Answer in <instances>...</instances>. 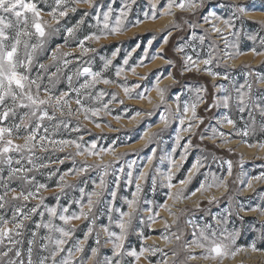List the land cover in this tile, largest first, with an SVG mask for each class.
I'll return each mask as SVG.
<instances>
[{
    "label": "rangeland",
    "instance_id": "1",
    "mask_svg": "<svg viewBox=\"0 0 264 264\" xmlns=\"http://www.w3.org/2000/svg\"><path fill=\"white\" fill-rule=\"evenodd\" d=\"M32 2L36 3L41 10L42 19L49 22L51 28L59 27L60 31L47 36L44 47L38 49L35 53L33 63L27 72L30 79H34L39 73L43 77L41 81V87L43 88L48 83V76L55 72L56 66L59 65L62 69L57 74L60 79L52 91L57 95L61 92H69L70 95L66 99L72 101L70 105L72 110H76L79 106L74 102L76 93L72 88H69L67 76L73 75L78 67L89 66L93 71H101L102 78L117 81V83L108 85L98 83L91 89L82 90V92L91 93L90 97H81L86 106L99 107L110 99V94L112 93L117 95L118 101H123L122 104L118 102L111 103L109 105L110 113L105 114L102 112L99 117L92 118V120L101 124L100 128H97L91 120H86L82 113L71 117H61L59 112L56 113L58 119L70 121L68 128L61 126L53 129L52 125L55 122L50 121H44L43 126L49 128L48 135L51 139H76L83 136L81 143L90 144L96 141L98 147L108 148L115 146L116 156H123L122 160L116 162L117 168L125 165L126 173L129 169L126 167L125 162L135 161L131 169L134 181L139 173L145 172L146 178L139 181L142 188V192L139 195V210L125 241V248L139 252L142 247H156L162 251L154 254L146 252L139 261H135L132 257L124 256L122 264H162L163 261H166L167 264H199L196 260H203L208 264H264V215L261 214V211H249L252 208L264 210V180L257 181L253 179V177L264 174V148L260 147V145H264V129L260 127V122L264 118H261L257 111L255 113V126L251 128L247 136H243L237 133L245 129L246 122H248L247 112H245L244 118L241 119V114L234 107L230 109L213 107L216 98L225 94L218 90L217 87H214V85H225L229 88L231 94L235 96L236 93L232 90V85L239 86L248 80L253 82L252 95L254 97L258 93H264V84L255 82L257 76H264V55L255 54V52H264V0H239L238 2H232L231 0H204L203 8L191 11H181L180 9L175 11L177 7L174 6L171 9L172 15L174 14L171 21L172 15L159 16V10L165 6L166 0H155L159 18L154 21L151 19L144 20V13L151 12V5L154 0H136L125 21L127 31L123 34L109 36L107 39H101L99 42L86 41V47L96 49L95 52L87 54L81 53L78 43L85 36L98 31L92 15L84 17V24L77 29L73 36H68L65 29L74 27L85 12L94 15V9L88 8L85 4L75 5L77 11L75 13L69 12L66 17L60 18L59 24H56L52 17L47 15L55 7L54 0H32ZM109 2L110 0H95L97 4L102 3L104 8L107 7ZM180 2L181 0H176L177 4ZM232 4L246 5L250 9L248 15H244L241 19L235 21L234 29L226 30L222 23L215 20L211 23H204L203 16L210 10L216 11L222 18H229L232 12L229 6ZM112 7L114 9L122 7L121 0H115ZM101 10L103 11L104 9ZM116 15H118V12L114 11L113 17ZM5 16L9 19H15L8 16V14H5ZM136 19L144 20V22L138 27H132L129 22H134ZM174 23L179 26L172 28ZM212 24L221 28L223 36L228 37L229 46L227 49L221 33L212 31ZM192 25H195V27H192ZM45 27L46 31H51V28L47 25ZM169 29H171V35L168 36V43L163 44V38ZM5 31L10 36H14L16 29L13 27ZM232 31H235L237 35L233 36L231 34ZM193 36L196 38L194 39ZM201 36L204 37L203 44L199 40ZM22 39H28L30 44L37 42L35 36ZM149 40H152L150 47L148 45ZM6 43L10 45L11 41ZM181 46L184 47V51H177V48ZM58 47L61 53H70L64 59H69L73 62L66 68L61 61L51 60L52 53ZM145 48L148 49L146 55ZM116 49H119V51L116 53L112 65L109 69L103 70L101 57L112 58ZM226 50L233 54L236 52L243 54L235 58L226 57ZM209 52L214 57L211 65L206 66L201 63L199 64V71L195 68L191 72L183 71L185 65L184 57L186 55L192 56L194 60H203L208 57ZM154 55L163 56L173 63L167 64L165 59H152ZM18 57L20 59L24 58L23 44L19 47ZM125 58H128V65H123ZM141 61H143L145 66L136 67L135 73L127 70L130 66L136 65ZM41 63L46 65L47 72L39 68ZM116 66H123L126 69L125 73L119 78L115 76L114 70ZM205 68H210L213 72L220 75L214 79L205 71ZM19 71L24 72L25 69L21 68ZM158 75L161 76L159 87L167 89L165 94L167 103L163 105L160 104L159 96L155 90H151L146 94L151 99V103H149L148 99H129L125 96L122 88L119 87L120 84L125 83L128 86L141 85V88L132 91L131 95L135 96L144 88H154ZM224 75H227L229 80L223 79ZM140 77H146V79H140ZM85 79L86 77L84 76H73V87L78 88L80 84L84 83ZM190 89L192 91H189ZM196 89H203L200 92V96L203 98L202 102L199 103L196 109L197 117L202 118L203 123H199V120H197L195 123L198 124V127L194 128L192 132H181L179 121L174 118L175 114H177V105L174 102V97L176 95L180 96L179 104L182 109L185 103L191 104L194 101ZM33 91H35L34 86ZM100 91L105 92L106 95L102 100L96 101L94 97ZM41 98H43L42 91ZM6 104L11 106L10 98H6ZM157 105H160V107L157 108ZM165 107L171 109L173 116L170 117L171 123L169 127L162 131L163 125L159 123V116ZM25 111L27 110L16 108L15 115L10 113L6 120L0 122V126L12 127L14 124H18L21 115ZM51 111L52 109H49V112ZM137 111L142 114L133 120L132 117ZM147 113L152 114L147 115ZM225 114L235 121V127L220 122ZM117 116L120 117L119 120L115 119ZM190 116L191 113H189ZM187 123L188 121H186L185 126H187ZM77 125L80 126V131H71V128ZM213 128L226 135L222 138L217 136L215 139L206 138L202 140L200 138L201 135L211 137ZM28 130L30 131L31 128ZM24 131L21 128L19 134L23 135ZM148 131L151 133L162 131V134L155 142L150 144L145 142L142 145L144 141L142 139L143 134ZM177 133L181 136L179 145L176 144L175 140ZM16 135L17 133L14 129V144H23V139H17ZM39 135H44L43 128H41ZM189 139L191 140V146L187 157L185 160H181L180 157L184 151L183 145ZM45 143L47 142L45 141ZM236 143L239 146L244 145L249 151L246 153L241 152ZM250 144L255 146L250 147ZM153 148L156 149L154 156L152 154ZM174 148L175 151H173ZM75 151L74 147L66 148L63 152L54 150L52 147H49L48 151H40L39 148L34 150V163L36 165L44 163L48 167H37L33 171L19 175H27L29 178H34L33 184L23 185L25 189L34 191L39 184L47 186V190L42 189L39 194L43 198V204H41L39 198H30L28 201H11L12 194L10 193L6 197L9 204L4 209H0V215H3L5 219L11 220L13 214L11 205L13 204L25 205L24 211L40 205L38 212L44 211V206L57 207L59 212L62 207L70 205L67 214L78 213L79 206L73 202L80 198L81 194L78 189L66 188L64 190L66 194H62L58 188L60 183L59 176L73 168L71 159H65L63 164L58 163V160L64 159L69 153H74ZM10 155L16 159L20 158L18 153H10ZM149 156H152L151 164L148 163ZM197 158L202 160L203 167H200L199 171L193 174L190 183L186 186L180 185L179 182L187 178ZM85 160H87L88 164L98 163L96 157L85 158L78 156L75 158L76 166L83 164ZM172 160L176 162V167H173ZM103 161L105 163L114 162V157L110 154H105L103 155ZM228 161L232 163L231 175L228 174ZM21 163L26 168H32V165L28 164L27 159L22 160ZM12 167H20V165L13 163ZM170 168L173 172L172 183L177 185V187L169 190L165 187L167 181L164 176ZM52 172L56 174L50 177L49 174ZM0 176L3 177V182L9 184L10 188L19 189L22 186L23 182L19 179L8 180L7 167L0 173ZM213 177L223 179L226 187L216 188L213 186L205 191H200L201 184H213ZM153 178L157 182L155 189L152 186ZM65 180L68 184L84 187L87 193L93 190V181L99 182V174L96 171H89L81 176L67 175ZM105 180L108 184V190H111L114 176L110 174L105 177ZM124 180L125 177L121 176L114 207L127 211V204L124 201L125 198H132V193L135 191V182L131 185H126ZM248 183H252L253 187L248 188ZM181 189L183 194L180 198L169 199L167 195L169 191L175 197V193L181 191ZM3 191L4 189L0 187V193ZM193 192L198 195L197 201L194 200L195 195H192ZM57 196H59V201L56 199ZM184 197H190L187 199V201L191 199L190 204H184L183 207L177 208L181 202L186 201ZM103 199L108 200L110 197L105 194ZM83 202H87L86 195L83 198ZM165 204L167 208L162 207ZM145 209H152V212L159 213L157 222L149 224L148 217L152 215V212ZM101 210L102 206L97 205L95 211L99 212ZM103 210L106 211V209ZM229 212L231 215H229ZM112 215L113 220L119 218V213L115 211ZM169 216H173L174 219H170ZM221 218L226 219L227 224H217V219ZM44 219H48L46 213ZM39 220L40 216L35 214L31 220L25 221L26 228L22 246L24 249L27 248V240L30 238L35 222ZM54 223L62 224L59 220H54ZM165 223L169 226L168 228H166ZM107 224L106 215L100 216L96 221L97 229L99 225ZM193 225L196 226L195 229ZM205 225H211L217 232L224 227H227L229 231L233 229L239 230L240 235L237 237L234 247L242 250L234 257H225L223 260L188 259L189 255L199 257L204 252L203 249L191 246L185 247V245L186 242L194 239L193 232H198V229ZM8 226L11 227L12 225L9 224ZM70 227L75 231L65 248L72 247L77 240H83L89 227V220H74ZM111 230L119 232L115 224L111 225ZM45 232L46 230L44 229L40 230L41 235H44ZM141 233L143 234L142 236L140 235ZM173 233L182 234L181 239L177 241L172 236ZM164 235H169L171 241H165ZM106 239L107 237L101 233L102 246L98 256L100 259L112 254L111 245L104 244ZM253 244L258 249L255 252L251 250ZM5 246H7V241ZM93 247H96L94 234L84 243V251L74 256V261H84L87 264L91 257V248ZM61 255H64V253H61ZM92 264H95L94 260Z\"/></svg>",
    "mask_w": 264,
    "mask_h": 264
},
{
    "label": "snow or ice",
    "instance_id": "2",
    "mask_svg": "<svg viewBox=\"0 0 264 264\" xmlns=\"http://www.w3.org/2000/svg\"><path fill=\"white\" fill-rule=\"evenodd\" d=\"M115 3V0H110L107 7L104 8V5L95 3V0H54L55 7L52 8L47 15L51 16L53 21L56 24L60 23V18L66 17L69 12L75 13L77 8L75 5L85 4L90 9H94V15L92 13L85 12L82 18L77 22L74 27L66 28L65 31L68 36H73L77 29L84 24V17L92 15V18L95 20V26L98 31L91 33L80 40L78 46L82 54H87L89 52H95L96 49L86 47V41L99 42L101 39H107L109 36H115L123 34L127 31V26L125 21L129 15V12L132 9V5L136 3V0H121L122 7L119 9H114L112 5ZM179 8L181 11H191L194 9H200L204 7V0H181L180 3H176V0H166V4L163 8L159 10V16L163 15H172L171 9L173 7ZM232 10L231 16L229 18H222L217 14L216 11L210 10L204 16V23H211L213 20L219 21L224 25L226 30H232L235 27V21L241 19L242 16L248 15L250 9L246 5L242 4H232L229 6ZM101 9H104L103 11ZM118 12V15L113 17V12ZM157 4L154 2L151 5V12L144 13V20H156L158 17L157 14ZM5 14H8L10 17L15 19L6 18ZM30 14V16H29ZM144 20L136 19L134 22H129L132 27H138ZM111 21V23H110ZM51 28V24L42 19V12L37 7V4L32 2V0H0V122L6 120L9 117V114L15 115L16 108L26 109L20 118L18 124H14L12 127L0 126V173L5 170L7 167L8 170V180L19 179L21 180L22 186L19 189L10 188L7 182H3V177L0 176V187L4 189L0 193V209H4L6 205L9 204V201L6 199L11 195V201H28L31 199L39 198L41 204H43V198L40 197V191L47 190L45 184H39L35 187V190L25 189L23 185L33 184L34 178H29L27 175H19L22 173H27L38 168H46L47 164L40 163L36 165L34 163V155L37 148L40 151H48L49 147H52L54 150L65 151L66 148L74 147L76 151L74 153H69L68 156L64 159H59L58 163L63 164L65 159H71L73 161V168L68 172L59 176L60 183L58 188L62 194L66 188L78 189L80 192V198L73 201L79 206V212H73L72 214H67L69 212V206H64L58 212L57 207H48L44 206V211H39L40 205H36L24 211L25 205L20 204L11 205L12 207V218L11 220L5 219L3 215H0V264H85L84 261L76 262L74 261V256L77 253H82L84 251V243L89 239L90 236H93L95 239L96 247L91 248V257L87 264H92V261H95V264H122V259L124 256L132 257L135 261H139L146 252L156 253L161 252L160 248H144L142 247L139 252L133 249L125 248V241L129 235V231L132 227L133 220L136 218L138 212L139 195L142 192L141 185L139 181L146 178L145 172L139 173V175L133 180V173L131 169L133 168L135 161L125 162L126 167L129 169L125 173V165L116 167V162H119L123 159V156H116L115 146L103 148L98 147L97 142L93 141L90 144L81 143L83 141V136H80L76 139H51L48 135L49 128L43 126L44 121L55 122L52 125L53 129L59 128L61 126L68 128L70 121L58 119L56 113L59 112L61 117H71L78 114H83L86 120H91L97 128L101 127V124L95 120H92L93 117H99L103 112L105 114L110 113L111 109L109 105L113 102L123 103L122 100H117V95L115 93L110 94V99L103 103L99 107H90L86 106L81 97L82 96H91L90 92H82L85 89H91L95 84L103 83L105 85L117 83V81L102 78L101 71H93L91 67L84 66L78 67L73 75L67 76V82L69 88L76 93L75 103L79 106L76 110H72L71 100L66 99L69 97V92H61L58 95L54 94L52 89L59 82L60 77L57 75L62 71L59 65L56 66V71L52 72L48 76V83L43 88L41 87V81L43 77L38 73L34 79H30L27 74L28 69L33 63L34 55L38 49H42L46 43V38L49 35H52L60 31L59 27L51 28V31H46V27ZM178 24H173L172 28L178 27ZM15 27V35L10 36L5 30L12 29ZM195 27V25H192ZM34 30V31H32ZM212 31L216 33H221L222 38L224 39L226 49L229 46V40L227 36H223L221 28L217 27L215 24H212ZM233 36L237 35L235 31H232ZM171 35V29L167 31L163 38V44L168 43V36ZM37 38L35 44H30L28 39H22L24 37ZM195 39L196 37L193 36ZM154 39V37H153ZM201 44L204 42V37H199ZM11 41L10 45L6 43ZM23 44L24 47V58L20 59L18 57V50L20 45ZM152 44V40L148 41L149 47ZM139 47V45H137ZM10 48V50H9ZM119 49H116V52H113L112 58L101 57L103 60V70L109 69L113 63L116 53ZM145 55L148 52V49L145 48ZM177 51L183 52L184 47L181 46L177 48ZM255 51V50H253ZM243 53L236 52L235 54L225 51L226 57L235 58L236 56L242 55ZM256 55H264V52H255ZM70 53H61L60 48L58 47L51 55V60L61 61L63 66L66 68L73 61L69 59H64V57L69 56ZM152 59H165V63L172 64L173 62L167 60L163 56H153ZM213 55L209 52L208 57L203 60H194L192 56L186 55L184 57L185 65L183 71H193L195 68L199 71V64L211 65L213 63ZM128 58L123 60V65H128ZM145 66L143 61L136 65L130 66L127 70L135 73L136 67ZM25 69L24 72L19 71V69ZM39 68L47 72V67L45 64H40ZM115 76L121 77L126 69L123 66L115 67ZM205 71L216 78L219 76V73L213 72L210 68H205ZM251 75V73H249ZM73 76H84L86 77L84 83L80 84L78 88L73 87ZM90 78V79H87ZM169 78H171L169 76ZM225 80H229L227 75L222 77ZM140 79H146V77H140ZM161 76L156 77V83L154 88H144L141 92H138L135 96H132L131 93L134 89L141 88V85L134 84L128 86L125 84H120L119 87L122 88L125 96L129 99H148L151 103V99L146 95L149 91L155 90L159 96L160 104H166L165 94L167 92L166 88H160ZM256 83L264 84V76H257ZM33 86L35 91H33ZM218 90L224 92L223 96L217 97L213 107H223L224 109H230L234 107L240 114L241 119L244 118L245 112H247L248 122H246L245 129L238 132L237 134L247 136L252 127L256 124V115L258 111L259 116L264 118V93H258L257 96H253V82L246 80L245 83L240 84L239 86L232 85V90L236 93L235 96L231 94L229 88L221 84L219 86L214 85ZM41 91L43 92V98H41ZM189 91H192L191 89ZM196 97L194 101L189 104L185 103L181 109L179 101L180 96L176 95L174 97V102L177 105L176 113L174 118L179 121L181 126V132H192V130L198 127V124L195 121L199 120V123H203V119L197 117L196 109L199 103L202 102V97L200 92L203 89H196ZM106 95L105 92L100 91L98 95L94 97L96 101L102 100ZM6 98H10L11 106L6 104ZM157 108L160 105L156 106ZM49 109H52L49 112ZM67 109V111H65ZM189 113L191 116L189 117ZM142 113L137 111L132 119H136L137 116H140ZM152 113H147L151 115ZM173 114L171 109L168 107L164 108V111L159 116V123L163 125V129H167L171 123L170 117ZM116 120H119L120 117H115ZM186 121H188L187 126H185ZM221 123H226L232 127H235V121L225 114ZM110 127V125H109ZM151 127V126H150ZM260 127L264 129V119L260 122ZM23 128L24 134L20 135V129ZM31 128L29 131L28 129ZM41 128H43L44 135H39ZM14 129L17 133V139H23V144H14L13 142V132ZM71 131L79 132L80 126L77 125L71 128ZM161 132L151 133L150 131L143 134L142 139L146 141V144L153 143L159 138L162 134ZM226 134L223 132H218L217 129H212V136L205 137L201 135V139H215L217 136L224 137ZM181 136L177 133L175 140L176 144L179 145ZM45 141L47 143H45ZM226 142V141H225ZM191 146V140L189 139L183 145V153L180 157L181 160H185ZM254 147L255 145H249ZM264 148V145H260ZM175 151V148L173 149ZM156 149H152L153 156L155 155ZM10 153L20 154V158L16 159ZM110 154L114 157V162L105 163L103 161V155ZM82 156L85 158L96 157L98 163L88 164L87 160L78 167L75 164V158ZM27 159L28 164L32 165V168H26L22 165L21 161ZM38 159V158H37ZM171 159V158H170ZM152 156L148 157V163L151 164ZM13 163L20 165V167H12ZM173 167H176V162L172 160ZM200 167H203L202 160L197 158L195 163L192 165V169L189 171L186 179H183L179 182L180 185L186 186L190 183L192 176L195 172H198ZM228 174L231 175L232 163L231 161L227 162ZM89 171H96L99 174V182L93 181L94 188L90 192H85L84 187H79L77 185L68 184L65 180L67 175L81 176ZM55 172L50 173V177L55 175ZM114 176L112 181L113 188L108 190V184L105 180V177L109 175ZM121 176L125 177L124 183L126 185H131L135 182V191L132 193V198H125V203L127 204V211H123L120 208H115V201L117 200L118 189L120 187ZM164 179L167 181L165 187L169 190L177 187L172 183L173 172L170 168ZM254 180L260 181L264 180V174L260 176L253 177ZM156 179H152L153 189L156 187ZM215 186L216 188L226 187L223 179H217L213 177V184H201L200 191H205L208 188ZM248 188H252V183H248ZM107 194L110 199L105 200L103 197ZM183 194V190L178 191L174 195L169 191L167 193L169 199L180 198ZM87 196V202H83V198ZM195 195V192L192 193ZM188 199L190 197H184ZM59 201V196L56 197ZM97 205L102 206V210L97 212L95 211ZM162 207L167 208V205H162ZM87 209V211H85ZM103 209H106L103 210ZM146 211L152 212V209H145ZM119 213V218L113 220V212ZM249 211H261V214L264 215V210L252 208ZM45 213L48 216V219L45 220ZM38 214L40 220L35 222L34 228L31 230L30 238L27 240V248L24 249L22 246L24 244L23 236L24 230L26 228L25 221L31 220L32 216ZM106 215L108 219L107 225H99L97 229L96 221L100 216ZM229 215L231 213L229 212ZM159 216L158 212H152V215L148 217L149 224L157 222V217ZM89 220V227L84 235L83 240H77L73 243L72 247L65 248V245L74 235V229L70 227L74 220ZM54 220H59L62 224L54 223ZM143 222V221H141ZM191 223V221H189ZM12 226L9 227L8 225ZM115 224V227L119 229V232L111 230V225ZM217 224H227L226 219H217ZM166 228L169 226L165 223ZM194 229L196 228L193 225ZM46 230L44 235L40 234V230ZM101 233H103L107 239L104 241V244H110L112 249L111 256H105L103 259L98 258L99 250L101 245ZM58 234V235H56ZM143 235L142 233L140 234ZM179 233H173L172 236L175 237L177 241L181 239ZM240 235L239 230L233 229L229 231L227 227H224L222 230L217 232L216 229L212 228L211 225H205L200 227L197 231L193 232L194 239L190 242H186L185 247L191 246L195 248L203 249L204 252L201 256L189 255L188 259H205V260H223L225 257L232 256L234 257L242 249L234 247L236 245L237 237ZM164 240L167 242L171 241L169 235H164ZM7 241V246L5 242ZM253 252L257 251L255 244L251 246ZM35 252V258H34ZM11 253V255H10ZM64 253V255H61ZM175 255V253H173ZM26 257V258H25ZM59 257V259H58ZM162 264H167L166 261H163Z\"/></svg>",
    "mask_w": 264,
    "mask_h": 264
},
{
    "label": "bare ground",
    "instance_id": "3",
    "mask_svg": "<svg viewBox=\"0 0 264 264\" xmlns=\"http://www.w3.org/2000/svg\"><path fill=\"white\" fill-rule=\"evenodd\" d=\"M232 2H238L239 0H231ZM178 9L179 8H177V10H175V11H178ZM173 16H174V14L171 16V18H170V21L171 20H173ZM168 39H169V37H168ZM211 76V75H210ZM212 78H214L213 76H211ZM220 78V77H219ZM215 79V78H214ZM220 79H222V78H220ZM145 140L142 142L143 144L142 145H144L145 144ZM234 144H235V142H234ZM238 146H239V144L238 143H236ZM239 150L241 151V152H243V153H246V152H248L249 150L244 146V145H240L239 146ZM184 186V185H183ZM191 200V199H190ZM190 200H188L187 201V199H186V201L185 202H181L178 206H177V208H180V207H183L184 206V204H190ZM194 200L195 201H197L198 200V195L197 194H195V197H194ZM174 211V210H173ZM169 218L170 219H174V217L173 216H169ZM173 221V220H172ZM196 262L197 263H199V264H208L206 261H203V260H196ZM212 264V263H211ZM230 264H233V263H230Z\"/></svg>",
    "mask_w": 264,
    "mask_h": 264
}]
</instances>
